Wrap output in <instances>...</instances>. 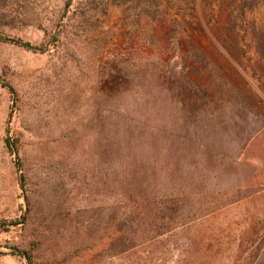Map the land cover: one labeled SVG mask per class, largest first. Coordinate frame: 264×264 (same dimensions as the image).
Masks as SVG:
<instances>
[{
    "label": "rangeland",
    "instance_id": "1",
    "mask_svg": "<svg viewBox=\"0 0 264 264\" xmlns=\"http://www.w3.org/2000/svg\"><path fill=\"white\" fill-rule=\"evenodd\" d=\"M263 26L264 0H0L35 46L0 41V255L260 264Z\"/></svg>",
    "mask_w": 264,
    "mask_h": 264
},
{
    "label": "trees",
    "instance_id": "2",
    "mask_svg": "<svg viewBox=\"0 0 264 264\" xmlns=\"http://www.w3.org/2000/svg\"><path fill=\"white\" fill-rule=\"evenodd\" d=\"M3 1H7V0H3ZM69 1H67V6L70 5L68 3ZM253 4V2H248L245 1V5L246 6H251ZM50 38H52V41L54 40V36L50 35ZM0 41L3 42H9L12 44H15L17 46H22L24 48L27 49H35V46H32L29 42L27 41H23L21 38L16 37V36H10L8 34H5L3 32L0 31ZM252 46L254 47V50L256 52V54H260V60L262 63V66L264 68V26L258 30L257 32H255V38H253L252 40ZM264 81V78H263ZM0 83H3V78L0 74ZM9 140V139H8ZM8 146L10 147V149H12L13 151H18L19 150V138L17 136H14L13 139H11L10 144H8ZM16 164H17V170H18V178H19V182L21 185V192L19 194V197L23 199V201L18 203V210L20 211V222L19 225L20 227H23L22 225L25 223L26 220V215L29 212V206H28V201H27V195H26V190H25V183H26V176L25 173L23 171L22 168V163L20 162V159L17 157L16 160ZM18 224L17 221H12V220H6L5 218H0V232H7L9 231L13 226H16ZM4 247L8 250H10L11 254L14 255H18L20 257H24L26 260L25 264H31L30 261V256L27 252L25 251H18L16 249L15 246H8V245H4ZM260 264H264V255H263V259L262 262Z\"/></svg>",
    "mask_w": 264,
    "mask_h": 264
},
{
    "label": "crops",
    "instance_id": "3",
    "mask_svg": "<svg viewBox=\"0 0 264 264\" xmlns=\"http://www.w3.org/2000/svg\"><path fill=\"white\" fill-rule=\"evenodd\" d=\"M0 264H23L15 255L5 253L0 255Z\"/></svg>",
    "mask_w": 264,
    "mask_h": 264
}]
</instances>
